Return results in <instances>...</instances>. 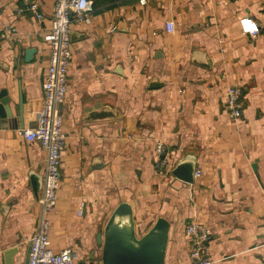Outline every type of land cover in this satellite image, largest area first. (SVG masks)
<instances>
[{
    "label": "crops",
    "instance_id": "obj_1",
    "mask_svg": "<svg viewBox=\"0 0 264 264\" xmlns=\"http://www.w3.org/2000/svg\"><path fill=\"white\" fill-rule=\"evenodd\" d=\"M36 1L43 20L17 13L26 0H0V29L15 28L0 40V91L7 90L14 114L0 126V264L17 244L12 264H24L41 213L42 188L36 196L30 173L43 178L47 153L20 130L37 124L43 105L44 35L56 0ZM89 15L90 24L71 23L78 35L60 106L67 137L49 214L52 249L72 246L85 264H99L97 234L128 200L139 234L159 215L170 220L167 264H192L185 227L193 220L210 227L216 264H264V0H93ZM245 16L259 24L258 35L242 32ZM28 47L38 50L32 62L25 61ZM205 61L209 67L198 63ZM236 80L245 103L240 119L223 103ZM110 103L120 117L84 121L87 109L105 111ZM158 142L166 145L169 172L157 165ZM190 153L202 171L193 184L171 173Z\"/></svg>",
    "mask_w": 264,
    "mask_h": 264
},
{
    "label": "built area",
    "instance_id": "obj_2",
    "mask_svg": "<svg viewBox=\"0 0 264 264\" xmlns=\"http://www.w3.org/2000/svg\"><path fill=\"white\" fill-rule=\"evenodd\" d=\"M145 1V0H141ZM93 8V0H56L50 21V29L44 35L49 42L47 71L43 82V105L38 113L37 124L31 128H23L20 134L29 141L38 142L46 151L45 171L43 174L42 193L39 199L41 213L39 224L30 238V252L27 264H78L81 261L80 251L72 246L55 252L51 247L49 214L55 209L59 191L62 186L61 163L65 150L66 131L64 114L60 106L65 102L68 93L69 71L72 63L71 23L90 24L89 15ZM32 12L38 20L45 18L36 0H26L17 13ZM242 32L256 36L260 32L259 24L251 17L239 19ZM168 32L175 31L174 21L166 22ZM15 31L12 25L0 29V40L8 39ZM224 106L230 116L240 119L243 115V84L236 80L231 83L223 98ZM157 165L162 170L170 171L166 145L156 144ZM201 169H195V178L200 177ZM86 205L81 202L77 214L82 216ZM185 232L189 239V256L192 264H216L217 260L209 252L207 243L212 238L208 224L193 220L186 224Z\"/></svg>",
    "mask_w": 264,
    "mask_h": 264
},
{
    "label": "water",
    "instance_id": "obj_3",
    "mask_svg": "<svg viewBox=\"0 0 264 264\" xmlns=\"http://www.w3.org/2000/svg\"><path fill=\"white\" fill-rule=\"evenodd\" d=\"M78 34H71L73 41ZM16 39H13L14 44ZM19 51L22 46H18ZM36 47H28L25 50V61L32 62L37 53ZM20 60L21 54H18ZM203 66L209 67L205 62H198ZM212 64V62H210ZM158 82H152L150 87H158ZM109 106V105H108ZM105 111L93 110L90 107L86 111L84 121H91L96 118L120 117V112L112 109ZM21 108V106H20ZM13 104L8 96L6 89L0 91V126L6 122L10 123L13 117ZM118 115V116H117ZM197 157L194 154H186L177 160L171 173L178 179L193 184L195 182V169L197 168ZM254 171L258 174V164H253ZM33 191L38 196L43 185L41 175L30 173ZM171 222L163 215H159L152 226L144 234H139L136 225L133 205L128 200H121L113 208L105 225L97 234L96 240L98 246L101 247V255L99 256V264H167L166 255L170 239ZM31 244H28L25 262L27 264L29 258ZM20 246L13 245L3 251L5 264H12L14 256L19 252ZM78 264H85L84 260Z\"/></svg>",
    "mask_w": 264,
    "mask_h": 264
}]
</instances>
